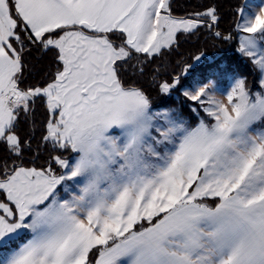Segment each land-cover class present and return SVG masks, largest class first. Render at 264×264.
Here are the masks:
<instances>
[{
  "label": "snow or ice",
  "instance_id": "snow-or-ice-1",
  "mask_svg": "<svg viewBox=\"0 0 264 264\" xmlns=\"http://www.w3.org/2000/svg\"><path fill=\"white\" fill-rule=\"evenodd\" d=\"M0 264H264V0H0Z\"/></svg>",
  "mask_w": 264,
  "mask_h": 264
}]
</instances>
